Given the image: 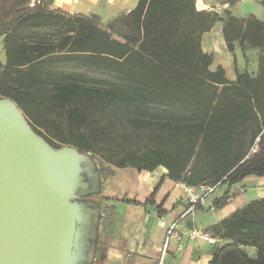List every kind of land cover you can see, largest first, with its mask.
Masks as SVG:
<instances>
[{
    "label": "trees",
    "instance_id": "obj_1",
    "mask_svg": "<svg viewBox=\"0 0 264 264\" xmlns=\"http://www.w3.org/2000/svg\"><path fill=\"white\" fill-rule=\"evenodd\" d=\"M216 21V13L196 10L195 0H137L105 25L96 14L49 9L41 0H0V97L14 102L54 149L94 152L106 130L100 117L109 109L147 131L154 144L104 157L111 166L163 167L168 179L188 186L264 177L263 63L252 75L233 56L232 81L220 65L210 70L215 55L202 50L201 35ZM222 34L230 52L234 39L243 56L247 44L264 50V22L254 17L228 16ZM227 199L222 194L213 207ZM206 231L226 241L207 264H264V197Z\"/></svg>",
    "mask_w": 264,
    "mask_h": 264
},
{
    "label": "crops",
    "instance_id": "obj_2",
    "mask_svg": "<svg viewBox=\"0 0 264 264\" xmlns=\"http://www.w3.org/2000/svg\"><path fill=\"white\" fill-rule=\"evenodd\" d=\"M249 1L247 0L248 4ZM41 2L49 9H59L69 14H96L101 25H105L110 18L131 10L137 0ZM240 3L241 0L236 1L235 5ZM208 5V0H195L196 10H204ZM236 7L227 1L218 4L216 9L222 12L227 9L232 15L242 18L252 15L264 21V6L259 2L253 3L252 8L248 12L243 11L241 15L235 12ZM215 29L218 31H213ZM232 47V52L226 48L221 22L215 23L201 35L202 50L215 55L209 69L214 70L220 65L224 69L225 78L231 81L235 79L233 56L237 68L241 71L246 69L236 39L233 40ZM1 55L4 60V54ZM2 59L0 62H3ZM227 62L231 65L230 73L227 71ZM81 167L85 184L80 191L82 195L77 200L90 211L83 232L85 241L89 244L88 249L93 254L91 264H157L160 259L162 264H207L214 250L220 247L217 243L222 242L223 245L226 242L225 237H217L216 244H208L202 239L189 240L188 230H207L252 201L246 198L248 193L249 198L264 197V177L250 175L230 186L218 185L202 204L190 208L177 186L179 181L168 179L163 167L146 171L131 167L118 168L109 164L97 166L93 159L84 160ZM102 168H109L112 174L104 175ZM224 193L228 196L226 203L220 208H214V200ZM150 197L152 202L145 204ZM172 225L179 239L170 238L166 241L167 230ZM244 249L249 255H254L253 248Z\"/></svg>",
    "mask_w": 264,
    "mask_h": 264
},
{
    "label": "water",
    "instance_id": "obj_3",
    "mask_svg": "<svg viewBox=\"0 0 264 264\" xmlns=\"http://www.w3.org/2000/svg\"><path fill=\"white\" fill-rule=\"evenodd\" d=\"M84 160L73 147H50L14 102L0 100V264L85 260L78 236L90 211L77 200Z\"/></svg>",
    "mask_w": 264,
    "mask_h": 264
},
{
    "label": "rangeland",
    "instance_id": "obj_4",
    "mask_svg": "<svg viewBox=\"0 0 264 264\" xmlns=\"http://www.w3.org/2000/svg\"><path fill=\"white\" fill-rule=\"evenodd\" d=\"M208 1H209V5L206 7V9H204V11L216 13L219 21L214 22L213 25L217 22H221L222 27H223V21H225L229 15L234 16L235 18H239V19H248V18H251L253 16L248 15L247 17L242 18L241 16L238 17L236 15H232L231 11H229L227 9L223 10V12L219 11L220 9H216L218 4H222L224 2L229 1L230 5L237 6L236 7L237 10H235V12H237V15H241L242 12L245 10H247V12H248L250 10V8H252L251 6L253 5V3H258V2L260 3L259 0H250L249 1L250 3L248 4L247 0H241L240 4L235 5L236 1H240V0H219V1L208 0ZM221 16L223 18H220ZM213 25H212V27H213ZM213 31H218V29H215ZM1 54H4V52H3L2 44L0 43V59H2ZM241 56H242V58H244L245 67H246L247 71L249 73H251L252 75L257 74V72L259 71L260 62L263 63V67H264V50H262L261 48L252 47L249 44H247L245 47L244 56L243 55H241ZM226 67H227L228 73H230V70H231L230 63L227 62ZM2 99H4V98L0 97V100H2ZM111 109L113 110V108H111ZM93 111L95 112V110H93ZM95 113H97V112H95ZM115 113H117V116L111 115L109 112V109H108L106 112H104L101 115V117H100L101 122L105 124L106 130H105V133L102 137V140L100 142H98V145L95 146L94 152H80L77 150L78 153L81 156H83L84 159L95 160V163L97 166H102V165L107 166V163L103 159L104 157L115 158L116 155L121 154L124 151L134 149L136 151L142 152V151H146L148 148L154 146V144L149 142V140H148L147 131H142V130H138L137 128H134L126 120V118L124 116L119 115V112L116 111ZM49 117L52 119H55L56 121L61 123L62 126L65 125V121L63 119H60L61 117H59L58 115L50 114ZM40 130L47 138H51V136L47 132H44L43 129H40ZM262 181H264V179H262ZM244 189H247V188L244 187ZM249 197L250 196L248 193L246 195V198L252 199V200L254 199V198H249ZM217 244L219 246L222 244V242H218ZM78 248L81 250L82 247L78 246ZM88 248H89V246L87 245L86 250L84 251L85 260H83L81 264H91V262H92L93 254H91V251ZM76 251H77V249L75 248V252Z\"/></svg>",
    "mask_w": 264,
    "mask_h": 264
},
{
    "label": "built area",
    "instance_id": "obj_5",
    "mask_svg": "<svg viewBox=\"0 0 264 264\" xmlns=\"http://www.w3.org/2000/svg\"><path fill=\"white\" fill-rule=\"evenodd\" d=\"M218 185L219 183L214 186H188L179 181L177 186H179L185 200L190 204V208H193L195 205L202 204L208 194L213 192ZM187 236L189 240L202 239L208 244H216L218 240L216 236H213L205 229L192 228L188 230ZM170 238L179 239L178 234L175 233L174 225L170 226L167 230L166 241H168ZM157 264H162V259H160Z\"/></svg>",
    "mask_w": 264,
    "mask_h": 264
},
{
    "label": "flooded vegetation",
    "instance_id": "obj_6",
    "mask_svg": "<svg viewBox=\"0 0 264 264\" xmlns=\"http://www.w3.org/2000/svg\"><path fill=\"white\" fill-rule=\"evenodd\" d=\"M81 232H82L83 235L78 236V238H79L78 241H80L79 244H78V246H80V247H86L87 245L89 246V244L86 243L85 238H84V234L85 233L83 232V230H81Z\"/></svg>",
    "mask_w": 264,
    "mask_h": 264
}]
</instances>
